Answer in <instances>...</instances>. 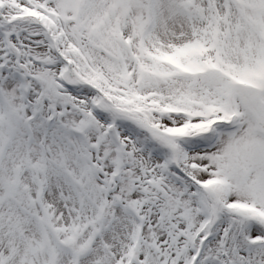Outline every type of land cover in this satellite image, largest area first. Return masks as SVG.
<instances>
[{
    "label": "snow or ice",
    "instance_id": "1",
    "mask_svg": "<svg viewBox=\"0 0 264 264\" xmlns=\"http://www.w3.org/2000/svg\"><path fill=\"white\" fill-rule=\"evenodd\" d=\"M0 264H264V0H0Z\"/></svg>",
    "mask_w": 264,
    "mask_h": 264
}]
</instances>
